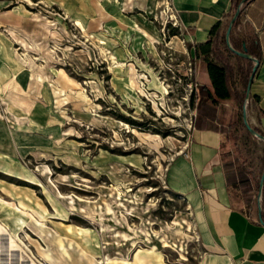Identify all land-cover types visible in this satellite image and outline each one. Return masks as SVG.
<instances>
[{"label":"rangeland","instance_id":"1","mask_svg":"<svg viewBox=\"0 0 264 264\" xmlns=\"http://www.w3.org/2000/svg\"><path fill=\"white\" fill-rule=\"evenodd\" d=\"M172 7L0 0V264H233L168 181L204 66ZM225 107V149L258 158L264 139Z\"/></svg>","mask_w":264,"mask_h":264},{"label":"crops","instance_id":"2","mask_svg":"<svg viewBox=\"0 0 264 264\" xmlns=\"http://www.w3.org/2000/svg\"><path fill=\"white\" fill-rule=\"evenodd\" d=\"M172 6L185 26L186 39L193 43L194 52L197 43L208 40L218 21H226L232 0H172ZM234 33L235 36L254 34L258 37L260 56L252 82L250 100L254 113L250 114V122L264 130V0L244 3ZM202 69H207L205 64L201 66L203 84L211 85L208 72ZM206 98V89H199L192 138L186 153L171 164L168 181L186 195L196 216L195 227L208 248L233 264H264V224L253 214L251 204L240 190L229 184L223 165L226 144L217 113L225 114V105H231L232 100L221 101L216 107ZM262 145L258 158L250 156L255 169L264 155Z\"/></svg>","mask_w":264,"mask_h":264},{"label":"trees","instance_id":"3","mask_svg":"<svg viewBox=\"0 0 264 264\" xmlns=\"http://www.w3.org/2000/svg\"><path fill=\"white\" fill-rule=\"evenodd\" d=\"M241 0H232V7L228 13V17L218 23L211 30L210 36L207 41L199 42L195 46L193 52V43L186 40V44L191 53L192 62L196 59H201L206 65L207 72L211 81L209 84H201L198 88L206 89L207 98L216 107L221 101L234 100L237 107L235 116L238 119H243V105L246 100V88L250 79V75L253 69L254 61L251 58L243 57L233 52L226 43L225 33L226 27L229 24L230 18L238 8ZM241 20V14L237 18L231 33V41L233 45L242 49L244 43L246 44L248 51L251 55L260 56V46L258 37L254 34H242L235 36V30ZM192 103L195 106L198 100V92L193 93ZM252 98V95L250 99ZM203 98L200 99L202 101ZM217 120L221 124V131L224 136L223 142L228 139L227 133L231 126L232 121H224L220 112L217 113ZM254 126V125H253ZM258 131L264 133V130L258 126H254ZM247 131L252 134L248 129ZM234 148L224 149L222 153L223 165L228 182L231 186L240 190L243 198L251 203L255 199V194L259 190V183L261 173L264 168V155L260 158L262 163L261 171L258 172L254 168L253 160L250 158L248 152H245L243 148L237 144ZM262 206L264 209V191ZM264 217V213H263Z\"/></svg>","mask_w":264,"mask_h":264},{"label":"water","instance_id":"4","mask_svg":"<svg viewBox=\"0 0 264 264\" xmlns=\"http://www.w3.org/2000/svg\"><path fill=\"white\" fill-rule=\"evenodd\" d=\"M249 0H241L238 8L236 9V11L234 12V14L232 15V17L230 18L229 24L227 26V30L225 33V38H226V43L228 45V47L235 53L246 57V58H251L254 61V65H253V69L250 75V79L246 88V100L244 102L243 105V120L244 123L247 127V129L255 136L264 139V133L258 131L250 122L249 116H248V103L250 101V97H251V89H252V82L254 79V75L256 73L258 64H259V58L256 56H253L249 53L248 48L246 46V44L244 43V46L242 49H238L236 48L232 41H231V33H232V29L233 26L237 20V18L239 17V15L242 13L243 10V5L244 3H246ZM263 191H264V168L263 171L261 173V177H260V183H259V190L257 193V200H258V216L260 221L264 224V217H263V206H262V199H263Z\"/></svg>","mask_w":264,"mask_h":264},{"label":"bare ground","instance_id":"5","mask_svg":"<svg viewBox=\"0 0 264 264\" xmlns=\"http://www.w3.org/2000/svg\"><path fill=\"white\" fill-rule=\"evenodd\" d=\"M2 200V199H1ZM13 204H15V203H13ZM15 206V205H14ZM18 211H19V208H16ZM21 210V209H20ZM4 226V225H3ZM0 229H4L2 226H1V228ZM7 229V228H6ZM14 240V239H13ZM12 241V240H11ZM13 242V241H12ZM17 246V245H16ZM109 261V260H108Z\"/></svg>","mask_w":264,"mask_h":264},{"label":"built area","instance_id":"6","mask_svg":"<svg viewBox=\"0 0 264 264\" xmlns=\"http://www.w3.org/2000/svg\"><path fill=\"white\" fill-rule=\"evenodd\" d=\"M195 115H197V113H195Z\"/></svg>","mask_w":264,"mask_h":264}]
</instances>
